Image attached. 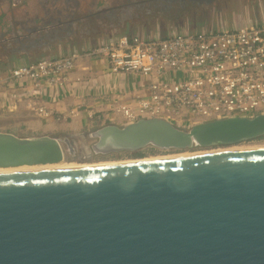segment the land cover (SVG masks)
<instances>
[{"label":"water","instance_id":"95a60500","mask_svg":"<svg viewBox=\"0 0 264 264\" xmlns=\"http://www.w3.org/2000/svg\"><path fill=\"white\" fill-rule=\"evenodd\" d=\"M168 3L191 13L214 2ZM53 4L45 0L43 8L55 13ZM53 24L57 29L47 33L35 27L9 38L6 44L14 48L0 55L5 60L39 57L51 45L75 40V29L62 20ZM90 136L96 156L141 158L136 154L148 148L208 149L263 138L264 115L189 127L144 118L109 123ZM63 158L78 160L71 137L0 132V168L55 164ZM0 264H264V150L0 172Z\"/></svg>","mask_w":264,"mask_h":264},{"label":"built area","instance_id":"2783aa9c","mask_svg":"<svg viewBox=\"0 0 264 264\" xmlns=\"http://www.w3.org/2000/svg\"><path fill=\"white\" fill-rule=\"evenodd\" d=\"M96 60L114 75L139 78L142 93L98 94L93 108L109 121L130 124L162 118L189 127L204 122L264 115V22L220 32L141 39L121 34L84 51L43 57L0 72V117L25 112L67 122L77 113L58 105L53 91L75 72L92 73ZM78 78L77 81H82ZM139 90V89H138ZM110 97V98H108ZM108 101L107 107L100 106ZM112 123V122H111Z\"/></svg>","mask_w":264,"mask_h":264},{"label":"flooded vegetation","instance_id":"af4514ba","mask_svg":"<svg viewBox=\"0 0 264 264\" xmlns=\"http://www.w3.org/2000/svg\"><path fill=\"white\" fill-rule=\"evenodd\" d=\"M44 1L0 0V50L13 49V44H6V40L21 37L31 28L37 27L38 33L57 29L53 24L56 20H62L66 23L65 27L75 29V40L67 45H51L45 50L48 55L69 54L85 42L99 43L103 39L115 38L121 34L141 39L162 38L164 36L161 37L157 32L159 29L166 31L178 23H201L202 30L197 32L226 30L228 27L222 21L226 20L229 10L236 9L241 13L246 12L249 7H264V0H212L214 3L210 8L188 13L175 9L173 5L170 8L168 0H55V5H49L51 9L57 8L54 13L43 8ZM193 1L207 3L211 0ZM32 3H38L34 10L31 8ZM30 15L33 16V21ZM5 44L7 47L3 48ZM34 56L37 55L20 58L14 56L7 63L0 59V65L20 62ZM0 58L4 59L5 56L2 54Z\"/></svg>","mask_w":264,"mask_h":264},{"label":"crops","instance_id":"0c3cea01","mask_svg":"<svg viewBox=\"0 0 264 264\" xmlns=\"http://www.w3.org/2000/svg\"><path fill=\"white\" fill-rule=\"evenodd\" d=\"M104 43V41L102 42ZM84 51V50H82ZM64 54V53H60ZM92 73L75 72L73 79L62 90L55 89L53 95L57 98L58 105L68 109V113H77L79 107L82 108H95L98 101L95 100V96L98 94H107L111 91L122 92L126 91L130 94L139 95L142 90L139 88V78L134 75H114L109 72L107 62L104 60H96L91 66ZM78 78H82V81H77ZM139 89V90H138ZM133 95V96H134ZM110 98V97H108ZM108 101H102L100 106L107 107ZM25 120L27 125V134L19 136H40V135H52L55 137L64 138L66 136H74L82 131V129H88L91 127V122H97V120L104 119L108 121V116L98 115L93 109V117H90V113L87 111H78V114L73 116L72 121L68 124L58 123L59 120L55 118H32L31 115L21 112L19 114ZM18 116V115H17ZM22 119V118H21ZM58 120V121H57ZM113 122L111 121H108ZM115 124H121L120 122ZM13 127V125H12Z\"/></svg>","mask_w":264,"mask_h":264},{"label":"rangeland","instance_id":"374dc122","mask_svg":"<svg viewBox=\"0 0 264 264\" xmlns=\"http://www.w3.org/2000/svg\"><path fill=\"white\" fill-rule=\"evenodd\" d=\"M240 10H229L228 11V16L226 17L225 21H222L225 27H231V28H239L241 26L244 25H248V24H252V23H258V22H264V7L260 6V7H249L247 8L246 12H241L239 13ZM210 24V23H209ZM213 24V23H211ZM202 24L201 23H194V24H187L185 25L184 23H178V24H174V28H170L169 30H164V29H159L157 32L160 33L161 37L162 36H166V35H173V34H177V33H181V32H185V33H194L197 31L202 30ZM204 25V24H203ZM186 27V28H184ZM165 31V32H164ZM156 32V31H154ZM114 38H107V39H103L104 42L107 41H111ZM103 40H101L103 42ZM99 42V43H102ZM81 43V42H79ZM98 42H94V41H88L87 43L85 42L84 45L78 47L77 49H73L74 51H82V50H87L93 46H97L99 45ZM73 52V51H72ZM63 55H67V54H63ZM62 54H53V55H40L39 57L34 56L33 58H25L23 60H20V62L16 61V62H11L9 65L5 64V65H0V72H2L3 70H8V68H13L15 66H19V65H24L27 63H31L35 60H38L40 58L43 57H48V58H56L59 56H63ZM13 58V57H12ZM11 58V59H12ZM16 58H20V57H16ZM1 61L7 63L8 60H4L3 58H0ZM8 66V67H7ZM21 114V113H19ZM19 114L16 115H3L0 117V132L4 131H12L15 132L17 134L20 135H26L27 133V125H25V120H23V117ZM18 115V116H17ZM22 118V119H21ZM32 118L37 119L38 117L36 116H32ZM39 119V118H38ZM58 121V120H57ZM72 120L68 119L67 122L65 121H60L58 123H65L68 124L70 123ZM109 121V120H108ZM108 121H105L104 119L102 120H97V122H91V127L88 129H82L81 132H79L78 134L74 135V136H70L73 140V142L75 143V145L78 147V160L80 162L83 161H90V162H96V161H103V160H112V159H123L124 157H133L131 155H119V156H112V157H103V156H96L94 154L91 153V144L94 142V140L91 138L90 133L94 130L97 129L101 126H104L106 124H109L111 122L108 123ZM13 125V127H12ZM69 137V136H68ZM254 144V143H264V137L263 138H258L256 140H252L249 142H244V143H240V144H236V145H246V144ZM193 150H197V149H193ZM168 151L165 150H159V149H155V148H148L144 151V156L149 155V154H156V153H165ZM87 157L86 160H82V157L85 156Z\"/></svg>","mask_w":264,"mask_h":264},{"label":"bare ground","instance_id":"6f19581e","mask_svg":"<svg viewBox=\"0 0 264 264\" xmlns=\"http://www.w3.org/2000/svg\"><path fill=\"white\" fill-rule=\"evenodd\" d=\"M264 150V143H252L246 145H231L223 147H215L208 149H197V150H169L165 153H156L143 156L141 158L136 157H124L123 159H110L103 161H76L67 160L66 158L59 159L55 164L48 165H23L17 167L0 168V172L6 171H19V170H33V169H46V168H102L109 166L118 165H135L143 163H154V162H164V161H176L185 160L205 156L231 154L237 152H247V151H258Z\"/></svg>","mask_w":264,"mask_h":264},{"label":"trees","instance_id":"16d2710c","mask_svg":"<svg viewBox=\"0 0 264 264\" xmlns=\"http://www.w3.org/2000/svg\"><path fill=\"white\" fill-rule=\"evenodd\" d=\"M258 23H261V22H258ZM257 22H256V24H258ZM252 24H254V23H252ZM231 29H234V28H231V27H229L228 29H226V30H231ZM225 29H215V30H210V31H206V32H220V31H224ZM203 32V31H202ZM202 32H197V33H184V32H181L182 34H198V33H202ZM169 36H171V35H166V36H164V37H162V38H167V37H169ZM99 44H101V43H99ZM7 65H9V64H7ZM8 67V66H7ZM7 69V68H6ZM5 69V70H6ZM8 69H10V68H8ZM136 155H144L143 153L142 154H136Z\"/></svg>","mask_w":264,"mask_h":264}]
</instances>
